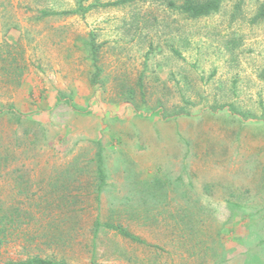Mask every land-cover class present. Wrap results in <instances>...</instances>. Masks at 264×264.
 I'll list each match as a JSON object with an SVG mask.
<instances>
[{
	"label": "rangeland",
	"instance_id": "obj_1",
	"mask_svg": "<svg viewBox=\"0 0 264 264\" xmlns=\"http://www.w3.org/2000/svg\"><path fill=\"white\" fill-rule=\"evenodd\" d=\"M171 1L0 0V264H264V0Z\"/></svg>",
	"mask_w": 264,
	"mask_h": 264
},
{
	"label": "trees",
	"instance_id": "obj_2",
	"mask_svg": "<svg viewBox=\"0 0 264 264\" xmlns=\"http://www.w3.org/2000/svg\"><path fill=\"white\" fill-rule=\"evenodd\" d=\"M87 0H79V5L77 8L70 10V11H47L42 10L41 14L43 17H51V16H82L84 17L88 12L98 9V8H109V7H117L121 5H125L128 3H132L136 0H118L116 2H110L105 4H99V3H92L88 6H84V3ZM223 0H207L203 2L195 1V0H183L182 3L178 6L174 1L169 2V6L172 8H177L180 10L181 13L187 15L190 18L193 19H199L203 17H207L209 15L217 13L222 4ZM256 19L259 21H264V5L260 8L256 15ZM100 46L96 45L95 41H92L90 43V52L91 56L90 59L92 61V66L95 69L94 77L92 79V83L97 86L98 84V77L101 73V68L97 65L98 63V52H99ZM99 161L102 163V156L99 154ZM100 189L104 185V173L100 166ZM19 211L14 209L10 211V213H5L3 211V205L0 201V258H1V251L4 248V246L8 243L9 237H12L11 229L13 228L14 223L19 221ZM106 229L109 231H113L118 236L122 237L123 239L131 242L136 243L139 245H142L146 248L154 247L156 249H159L157 246H151L146 241H144L139 236L132 233L129 229L122 225L115 224L111 221H101L100 217L96 218L94 222L93 227V243L97 237V234L99 230ZM95 247V244H93V248ZM1 262V261H0ZM7 264H66L65 262H57L52 259L43 258L39 256H28L26 260L23 261H10ZM91 264H96L95 262H92Z\"/></svg>",
	"mask_w": 264,
	"mask_h": 264
}]
</instances>
